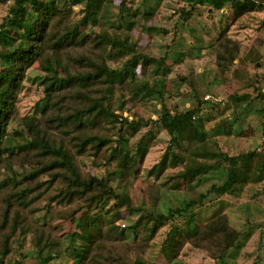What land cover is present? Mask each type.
Masks as SVG:
<instances>
[{"label":"rangeland","instance_id":"374dc122","mask_svg":"<svg viewBox=\"0 0 264 264\" xmlns=\"http://www.w3.org/2000/svg\"><path fill=\"white\" fill-rule=\"evenodd\" d=\"M43 1L55 2L59 8L67 9L72 0ZM121 4L137 11L133 32L124 27L119 28ZM13 5L14 0H0V28ZM184 11L189 13L187 18H184ZM84 15L85 1H82L72 6L69 24L79 23ZM98 19L81 26L83 34L94 35L107 29L120 40L128 34L130 41L137 44L138 53L156 61L152 60L147 65L143 61L139 62L136 78L129 85L118 87L113 97L114 109L120 116L129 120L143 119L135 135H131L132 131L126 124L122 125L117 120L86 131L79 127L76 129L77 136L85 132L111 139L110 144L97 155H93L90 149L86 154L78 155L77 163L82 176L87 178L95 175L108 180L110 174L114 173L108 180L109 185L118 192L130 195L135 206L148 211L140 231L145 229L148 215L167 213L171 208L183 206L184 201L198 200L200 194L204 193L203 203L192 210L195 213L192 227H201L216 216L226 214L231 225L241 234L240 244L231 250L227 263L264 264V170L256 169L252 182L238 184L228 194L217 196L210 193L213 185H222L227 179V164L220 163L222 154L255 152L256 161H264V9L235 19L229 6L216 10L184 0H113L107 10L101 11ZM225 29L226 32L220 35ZM115 46L118 47L119 43ZM224 51L234 54V61L228 60ZM127 59L116 52L108 63L117 68ZM160 60H163L162 66L158 64ZM46 75L38 63L26 71L9 126L14 143H24L21 131L25 129L28 132L27 122L46 121L38 105L45 96ZM163 79L165 102L173 111H186L199 106L201 102L202 124L207 131L204 142L193 147H187V143L172 145L168 131L156 124L165 102L162 103L157 97L131 101L127 92L129 88L137 85L150 87ZM122 103L123 110L119 109ZM150 130L152 133L148 135ZM121 133L128 136V147L133 153L139 143L151 139L145 160L139 161L135 170L124 179L115 163L108 160L110 147L117 146ZM73 134L71 128L67 132L53 131L52 136L57 141L63 139L66 146L75 147ZM169 147L182 157V162L171 165L158 177L150 174L149 171ZM22 152L20 149L14 152L10 168L4 167L0 172V181L7 182L13 172L25 175L36 164L33 153ZM54 171H46L38 179L23 181L20 186L6 185L4 191H1L3 186L0 188L1 220L2 198L7 191L36 185L37 182L53 181L47 194L32 205L36 211L31 213L28 209L26 212L30 216L29 220H33L30 224L36 231L18 233L12 237L8 263H40L41 259L33 250L36 238L40 235L37 232L39 230L46 238L62 243L61 251L56 252L60 247L51 249L52 254L57 255L52 264H67L69 257L63 250L70 243L69 236L77 230L80 219H86L95 212L86 211V201V204L80 200L70 203L62 199L59 193L66 184L58 179L52 180ZM260 178L262 180L258 181ZM44 187L41 186V189ZM117 203L113 199L103 201L98 213L103 216L108 212L119 213L121 219L118 224L130 229L136 217H132L127 208H118ZM185 223L186 218L169 222L151 241L143 243L140 240L133 247L141 251L150 264H217L205 250L190 244H186L178 256L165 245L171 229L184 228ZM9 232L8 228L0 226V237ZM123 254L125 260L133 259L132 251L124 249Z\"/></svg>","mask_w":264,"mask_h":264},{"label":"trees","instance_id":"16d2710c","mask_svg":"<svg viewBox=\"0 0 264 264\" xmlns=\"http://www.w3.org/2000/svg\"><path fill=\"white\" fill-rule=\"evenodd\" d=\"M82 1H85V15L79 23L69 24L72 6ZM184 1L197 6H210L216 10L229 6L235 19L264 9V2L259 0ZM109 4H113V0H72L67 9H62L51 1L14 0L10 15L0 28V172L4 167L10 168V159L17 149L22 150V154L33 153L36 164L25 175L13 172L7 182L0 181V188L3 186L1 191H4L6 185L20 186L23 181L38 179L44 172L55 170L52 180L58 179L66 184L59 193L62 199L70 203L75 200L83 201L84 204L88 202L87 207H84L86 211L95 212L86 219H80L77 230L69 236L70 243L63 250L69 257L67 264H150L144 254L133 245L140 243V240L143 243L151 241L166 224L181 218H186L184 228L171 229L165 243L174 255H180L184 246L190 244L205 250L217 264H228L229 253L240 244L241 239L240 232L231 225L228 216L221 214L201 227H192L195 222V213L192 210L203 203L204 193L200 194L198 200L184 201L183 206L171 208L167 213L148 215L149 221L145 229L140 231L148 211L135 206L130 195L118 192L109 185L108 180H111L114 173L110 174L108 180L95 175L87 178L82 176L77 163L78 155L86 154L89 149L93 155H97L110 144L111 139L85 132L77 136L76 129L79 127L86 131L117 120L122 125L126 124L132 131L131 135H135L140 123L144 122L143 119L129 120L120 116L114 109L113 97L118 87L127 86L136 78L139 62L143 61L147 65L152 60L156 61L138 53L137 44L130 41L128 34L121 40L111 35L107 29L94 35L83 34L81 26L88 25L90 21H98L101 11L107 10ZM183 13L184 18L189 16L188 12ZM136 15V10L121 4L119 28L124 27L133 32ZM117 43L118 47L115 46ZM116 52L120 57L128 59L114 68L109 65L108 60ZM224 52L228 60L234 61V54ZM162 61H158L159 66H162ZM35 63L47 74L44 81L45 96L38 104L46 121L27 122L29 134L25 129L21 131L24 143H14L9 132L10 121L26 71ZM166 70L167 68L165 72ZM127 92L133 102L157 97L164 103L165 80H157L150 87L132 86ZM122 101L125 102L123 99ZM119 109H124V103ZM202 109L200 102L199 106L186 111H173L165 102L156 124L168 131L172 145L187 143V147H193L207 139V131L202 124ZM71 128L75 147L66 146L63 139L57 141L52 136L53 131L67 132ZM151 133L152 130L148 135ZM128 142V136L121 133L117 146L110 147L111 153L108 157L120 170L123 179L129 177L139 161L145 160L151 139L146 143H139L134 153L130 151ZM181 158L169 147L149 173L158 177L171 165L181 163ZM256 159L255 152L222 154L220 163L227 164V179L222 185H213L210 193L223 196L232 192L238 184L252 182L254 171L264 170V161ZM260 180L262 179H258ZM52 182H37L36 185H27L4 194L0 226L8 228L10 232L0 237V264H11L7 262V257L11 251L12 237L18 233L36 231L30 224L33 220H29L30 216L26 212L28 209L31 213L36 211L32 205L47 194ZM43 185L45 187L41 189ZM112 199L118 201V208L125 207L132 217H136L130 229L122 228L118 224L121 219L119 213L108 212L104 216L98 213L100 204ZM141 210L144 211L141 213ZM37 232L40 235H37L33 250L41 259L39 264H52L57 255L52 254L51 249L60 247L56 252L61 251L62 243L46 238L39 230ZM124 249L132 251V260L124 259Z\"/></svg>","mask_w":264,"mask_h":264}]
</instances>
